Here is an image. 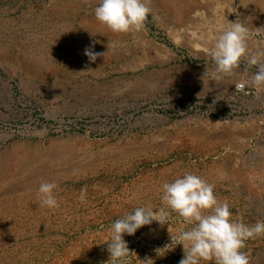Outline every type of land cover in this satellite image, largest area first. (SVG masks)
Segmentation results:
<instances>
[{
  "label": "rangeland",
  "instance_id": "rangeland-1",
  "mask_svg": "<svg viewBox=\"0 0 264 264\" xmlns=\"http://www.w3.org/2000/svg\"><path fill=\"white\" fill-rule=\"evenodd\" d=\"M99 2L0 0V264H113V222L166 207L162 185L187 172L214 185L232 219L264 220L253 114L264 94L230 101L258 66L242 58L215 80L210 55L237 20L250 52L264 51V0H149L144 28L127 33L96 19ZM42 182L56 183L57 207L41 204ZM168 211L165 224L124 234L123 264H179L174 238L193 225ZM242 251L264 264V235Z\"/></svg>",
  "mask_w": 264,
  "mask_h": 264
},
{
  "label": "clouds",
  "instance_id": "clouds-1",
  "mask_svg": "<svg viewBox=\"0 0 264 264\" xmlns=\"http://www.w3.org/2000/svg\"><path fill=\"white\" fill-rule=\"evenodd\" d=\"M151 11L149 0H100L94 14L111 31L127 33L142 30ZM247 40L246 25L240 20L230 22V27L215 38L211 49L210 55L215 64L211 75L215 80H222L239 67L243 58L248 65L258 66L251 83L257 89H264V51L251 53ZM84 54L93 61L97 56L88 49ZM245 84H235L236 90L244 88ZM56 188L54 182L40 184L38 194L43 206H58ZM162 189V201L166 207H137L113 222L111 242L108 243L109 262L123 264L129 256L130 249L124 234L134 235L138 229L151 225L153 221L165 224L170 215L168 209H171L193 225L174 238L176 244H181L184 249L179 264H200L202 260H214L215 264H250L249 256L242 249L249 239L264 235V220L250 225L232 219L229 203L220 202L214 185L193 172L164 183ZM85 194L86 189H81V200L85 199ZM171 239L173 242V237Z\"/></svg>",
  "mask_w": 264,
  "mask_h": 264
},
{
  "label": "built area",
  "instance_id": "built-area-1",
  "mask_svg": "<svg viewBox=\"0 0 264 264\" xmlns=\"http://www.w3.org/2000/svg\"><path fill=\"white\" fill-rule=\"evenodd\" d=\"M241 82H246L245 87L242 89L236 90L235 85L232 87L230 90V97H231V102H236V101H248V100H256L260 94H264V90L260 91V89H257L255 85H253L251 82L247 80H241L238 83ZM236 83V84H238ZM228 103V102H227ZM232 109L235 108L238 111L245 112V108L243 106H235L230 104ZM256 116V122L257 125L260 127L262 131H264V102H261L258 105V108L254 110L253 113Z\"/></svg>",
  "mask_w": 264,
  "mask_h": 264
},
{
  "label": "bare ground",
  "instance_id": "bare-ground-1",
  "mask_svg": "<svg viewBox=\"0 0 264 264\" xmlns=\"http://www.w3.org/2000/svg\"><path fill=\"white\" fill-rule=\"evenodd\" d=\"M60 148V147H59ZM64 150H66V149H64ZM63 151V150H62ZM72 171V170H71Z\"/></svg>",
  "mask_w": 264,
  "mask_h": 264
}]
</instances>
